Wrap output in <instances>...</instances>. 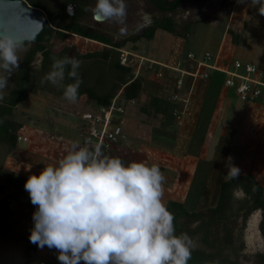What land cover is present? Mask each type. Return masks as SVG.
Instances as JSON below:
<instances>
[{
	"label": "rangeland",
	"instance_id": "rangeland-1",
	"mask_svg": "<svg viewBox=\"0 0 264 264\" xmlns=\"http://www.w3.org/2000/svg\"><path fill=\"white\" fill-rule=\"evenodd\" d=\"M47 1L60 4L63 0ZM126 2L127 31L123 35L119 32V26L112 22L94 21L91 11L94 2L89 5L81 23L93 30L101 31L116 42L138 35L145 28L138 27L141 4L139 0ZM236 2L187 0L175 12L167 14L175 20L176 31L181 35L159 30L154 41L142 38L136 43L128 42L123 48L127 56L131 53L128 64L135 69L133 78L137 74L143 77L142 87L145 84L148 90L141 92L139 99L133 103L123 104L125 114L119 119L120 124L122 123L123 136L119 143L123 139L126 144L119 150H117L119 143L110 145L107 147L109 151L105 154L120 157L126 164L135 161L149 166L157 165L165 178L163 203L166 204L172 198V193L173 197L175 194H180V197L186 194L185 200H191L192 204L183 205L187 206L185 208L191 213L205 212L217 205L220 185L225 181L229 165L239 167L240 175H252L264 190V108L242 103L232 90L221 87L223 74L218 73L210 76L208 81L211 84L207 93L196 85L192 90L194 85L184 82L183 93L172 101L170 96L176 92L172 91L175 89L176 79H173V75L165 68L152 65L146 60L176 66L188 53L203 55L208 52L213 57L218 55L224 61L223 65L235 60L257 63L258 56L254 55L252 46L259 48L261 41H258V30L250 27L249 23L252 20L254 22L263 20L264 15L254 9L259 6L258 3L255 4V0L252 1L253 9L248 13L245 12L244 0V3H239L241 11H238ZM142 7L144 12L150 14L152 23L154 18H160L162 15L147 0H143ZM234 9L235 15L228 26L227 20ZM219 17L222 18L218 20ZM188 24L190 31L185 32L184 26ZM79 37L72 33L66 34L63 38L53 36L47 47L56 58L73 55L72 50L68 55L64 48H73L75 53L80 54L98 52L95 59L103 58L105 49L102 45ZM30 48L31 43L27 50L21 53V61ZM257 52L259 53V50ZM118 53L119 58L124 54ZM251 58L252 60H249ZM91 61L82 60L81 67L85 68ZM52 62L51 59V65ZM140 64L141 69L137 71ZM41 65L42 56L37 54L30 65L35 85L29 98L19 103L11 116L13 121L21 124L17 144L10 149L6 143H0V198L4 194L28 195L24 189L28 176L38 175L44 166L57 164L73 145H78L83 125L80 115L90 108H97L85 95L78 97L75 103H69L63 98L62 88L49 82L41 83L45 76L41 71ZM149 67L152 69L149 70ZM258 68L264 69V61ZM17 70L8 77L9 87L5 94L14 86ZM158 71L162 75L156 78L154 74ZM131 77L128 76L127 80ZM159 98H162L161 102L157 103L155 99ZM223 101L229 109L222 108ZM202 102L205 105H201ZM173 104L176 106V114ZM165 106L167 111H163ZM234 109L235 112L231 113ZM128 112L134 113L135 116L132 114V117H129ZM156 151L162 154H156ZM200 155L205 158L202 159ZM200 168L203 171L200 174L202 177H199ZM196 169L198 170L195 173ZM169 193V197L165 195ZM231 201L232 212L239 206V199L232 197ZM228 218L224 224L222 222L221 225L216 223L212 226L209 240L211 242L214 240L217 248L219 242L224 244L221 254L239 264H264L258 257L259 255L264 257L262 210H255L246 221L242 214L229 215ZM179 221L184 229L190 231H196L202 224L201 220L188 222L186 218H180ZM30 227V208L25 203L14 202L5 220L4 232L0 235V264H26L24 256ZM221 229L224 235H221ZM228 229L230 237L226 234ZM202 234L198 230L194 235L193 248L206 252L217 251V248L212 249L202 243L204 237ZM49 250L57 251L47 246L42 248L38 246V253L32 254L30 264H38L40 259L45 260L47 264H59L57 255L48 254ZM42 252L46 253L41 254Z\"/></svg>",
	"mask_w": 264,
	"mask_h": 264
},
{
	"label": "clouds",
	"instance_id": "clouds-1",
	"mask_svg": "<svg viewBox=\"0 0 264 264\" xmlns=\"http://www.w3.org/2000/svg\"><path fill=\"white\" fill-rule=\"evenodd\" d=\"M139 3L138 27H148L151 16L143 11V0ZM256 3L264 15V0ZM91 11L126 33V0H95ZM30 43V34L14 18L0 17V99ZM52 61L41 83L62 88L63 98L75 103L83 82L81 61L70 56ZM66 75L72 83H64ZM240 174L239 167L229 165L225 180ZM164 179L157 165L126 164L106 155L99 143L73 145L57 164L44 166L24 183L35 206L29 240L56 249L60 264H188L194 241L175 233L174 216L162 200ZM232 195L241 199L246 193L237 185Z\"/></svg>",
	"mask_w": 264,
	"mask_h": 264
},
{
	"label": "trees",
	"instance_id": "trees-1",
	"mask_svg": "<svg viewBox=\"0 0 264 264\" xmlns=\"http://www.w3.org/2000/svg\"><path fill=\"white\" fill-rule=\"evenodd\" d=\"M31 7L40 8L43 10L47 17L49 25L39 35V41L31 44V48L21 61L16 77L14 86L0 99V143H6L10 149L17 144L18 131L21 124L11 119L15 107L29 98L32 88L35 83L33 80V71L31 69V63L35 56L40 54L42 56L41 71L44 74L50 71L51 59L53 58L52 52L47 47L49 40L53 36L65 37L66 34L72 33L79 35V38L95 41L102 44L103 58L96 60L95 57L98 52L80 54L75 53L74 49L64 48V52L70 55L72 50L75 57L82 60H92L85 68L80 67V77L82 84L79 88L78 97L85 95L88 100L94 102L96 106L107 107L110 105L112 99L121 91V99L124 100H138L142 92L143 77L139 75L133 78L135 69L133 66H122L119 62L118 50H123L128 42L136 43L140 39L144 38L148 41L154 39L156 30L160 29L170 34L181 35L176 31L177 23L175 20L168 16V13H173L184 4L187 0H147L151 3L162 15L160 18H154L153 23L145 27L144 30L132 37H127L122 41L116 42L112 38L106 36L101 31H96L89 28L87 25L81 23V19L87 14L89 5L95 0H63L60 4H54L47 0H26ZM70 4H76L78 11L76 15L71 16L67 13L66 8ZM184 31H190V25L184 26ZM133 49H135L133 47ZM94 59V60H93ZM128 76H132L127 80ZM72 79L66 75L65 84L72 83ZM162 98L155 99L158 103ZM167 106L163 108V111H167ZM175 104L173 108L175 109ZM166 108V109H165ZM237 185L243 187L246 193L244 199L239 202V206L236 210L231 212V198L232 189ZM264 190L259 182L252 175H240L238 179L231 181H223L220 185L219 196L217 205L214 208H209L205 212H188L182 204L177 202L168 201L165 206L169 212L174 216L175 233L177 235L186 233L194 240V235L200 230L204 235L202 243L205 246L212 249L217 248L214 240H209V235L212 230V226L216 223L221 225L225 220H228V216H238L240 211L245 208L246 203L250 201L252 204L246 212L243 214L244 221L247 220L249 214L255 210H262L264 218ZM16 201L25 203L30 208L31 227L32 213L35 211V206L31 204L29 195L21 194H4L0 198V235L4 232L5 220L9 216L10 207ZM180 218H186V221L192 222L194 220H201L202 224L196 231H190L184 229L183 224L179 221ZM264 230V222L261 226ZM226 228L224 227V230ZM29 230V235H30ZM226 234L230 237V230H226ZM223 242V241H221ZM224 244L218 243L217 251L206 252L201 249L193 248L191 250V257L188 260V264H239L235 260L229 259V257L221 254ZM38 245L30 242L28 236V246L25 249L26 264L31 263L32 254L37 253ZM260 261L264 262V257L258 256ZM41 260V259H40ZM38 261V260H37Z\"/></svg>",
	"mask_w": 264,
	"mask_h": 264
},
{
	"label": "built area",
	"instance_id": "built-area-1",
	"mask_svg": "<svg viewBox=\"0 0 264 264\" xmlns=\"http://www.w3.org/2000/svg\"><path fill=\"white\" fill-rule=\"evenodd\" d=\"M119 51L124 53L120 55V64L129 66L128 57H130L131 53L127 56L123 50ZM146 61L152 65L165 68L166 71L168 70L173 75V79H176L175 89L172 90L176 92L170 96L172 101L183 93L184 82H190V84L195 85L198 82L208 81L213 73H218L223 74L221 83L223 88L232 90L242 103L255 104L264 108V70L252 63H243L235 60L232 63L226 62L228 65H223L218 55L213 57L208 52L203 55L188 53L185 59L178 62L176 66L165 65L154 60ZM141 66L142 64L139 65L137 71L141 69ZM152 67H149V70ZM161 75L160 71L154 74L156 78L161 77ZM134 101L121 99V92H118L109 106H97V108H90L83 112L80 115L83 125L79 134L81 141L78 145L84 146L86 143L90 145L99 143L103 147V152L106 153V151H109L107 147L118 144L123 136L122 123L120 124L119 121L125 114L123 104L133 103ZM176 112L177 110L174 109V114ZM44 253L46 252L41 254ZM52 253L58 254L57 251H48V254L51 255ZM38 264H47V262L42 259Z\"/></svg>",
	"mask_w": 264,
	"mask_h": 264
},
{
	"label": "water",
	"instance_id": "water-1",
	"mask_svg": "<svg viewBox=\"0 0 264 264\" xmlns=\"http://www.w3.org/2000/svg\"><path fill=\"white\" fill-rule=\"evenodd\" d=\"M66 11L69 15L74 16L78 11L76 4H70ZM10 16L18 22L19 26L30 34L31 44L39 41V35L46 28L48 17L40 8L31 7L26 0H0V17ZM96 22H103L94 18Z\"/></svg>",
	"mask_w": 264,
	"mask_h": 264
},
{
	"label": "crops",
	"instance_id": "crops-1",
	"mask_svg": "<svg viewBox=\"0 0 264 264\" xmlns=\"http://www.w3.org/2000/svg\"><path fill=\"white\" fill-rule=\"evenodd\" d=\"M237 1V2H236ZM250 1V2H249ZM253 0H244V2H243V0H235V2H236V7L238 6V11H241V6L239 5V3H244L245 4V6H246V11L245 12H249V11H251L252 9H253V7L254 6H252L253 5V2H252ZM235 4V3H234ZM259 4V3H258ZM250 5V6H249ZM248 6H249V9H248ZM243 7V6H242ZM258 8V9H257ZM257 8H255L254 7V9H256V11H258L259 12V8H260V4H259V6H257ZM233 11V14L232 15H230V17L228 18V26H229V24H231V22H232V19H233V17H234V15H235V9L234 10H232ZM244 12V13H245ZM245 16V15H244ZM252 16H254V14H252ZM222 17H219L218 18V20L219 19H221ZM264 20V19H263ZM263 20H260V21H255L254 22V20H252V22L251 23H249V25H250V27H254L255 29H257L258 31V33H257V36H258V41H261L260 42V47L259 48H257V47H253L252 46V48H253V51H254V55L255 56H258L257 58H258V62L257 63H254V62H249L248 61V63H252V64H254V65H257V67H258V65H260L261 63L263 64V61H264V22H263ZM160 29H158V30H156V32H155V36H156V34H157V32L159 31ZM155 36H154V39H155ZM246 38H247V35H246ZM263 38V39H262ZM81 39H83L82 37H81ZM154 39H153V41H154ZM85 40V39H84ZM87 40V39H86ZM152 41V40H151ZM91 42V41H90ZM262 44H263V46H262ZM250 47H251V45H250ZM257 50H259V53L257 52ZM256 52H257V54L258 55H256ZM196 54V53H195ZM250 57H252L251 55H250ZM226 58V57H225ZM219 59H220V57H219ZM249 60H252V58L251 59H249ZM220 61L222 62V63H224V61L223 60H221L220 59ZM227 61V60H226ZM225 61V62H226ZM233 61V60H232ZM228 63H231V61H228ZM264 70V69H263ZM144 81H146V80H144ZM149 81V80H148ZM211 83H210V81H205V82H198V83H196L195 85L196 86H199L200 87V90H202L203 91V89L205 90V92L207 93L208 92V90H209V88H208V86L210 85ZM148 85V84H147ZM193 86L192 87V90H194L195 89V87L196 86ZM147 86L144 84V86L142 87V92H145V91H147L148 89L146 88ZM221 87H223L222 85H221ZM145 90V91H144ZM191 90V91H192ZM222 90H224L223 88H222ZM224 91H226V90H224ZM227 92H229V91H227ZM156 97H157V95H155ZM159 97V96H158ZM218 100V99H217ZM226 101V100H225ZM92 103V102H91ZM217 103V102H216ZM205 105V103H201V105ZM226 103L223 101L222 102V108H224V107H226L227 109H229V106H227V105H225ZM85 105V104H84ZM92 105H94V103H92ZM261 108V107H260ZM216 109H218V108H216ZM238 110V109H237ZM235 112V109L234 110H231V113H234ZM231 113H228L229 115H231ZM134 116H135V114L134 113H132ZM132 114L131 113H129L128 112V115H129V117H132ZM163 114V113H162ZM227 114V115H228ZM257 117V116H256ZM164 119V118H163ZM211 119H212V117H210V121H211ZM257 118H255V120H256ZM213 123H215V122H213ZM219 135H222V134H219ZM125 142V141H124ZM123 142V139L121 140V142L118 144V147H117V150H119L120 148L121 149H123L124 148V145L126 144V143H124ZM156 154H162L160 151H156ZM199 157H201L202 159H204L205 157L204 156H202V155H200ZM152 162V161H151ZM165 162V161H164ZM203 162V161H202ZM152 163H154V162H152ZM205 166V165H204ZM197 170L198 169H196L195 170V173L197 172ZM199 177H202L200 174L201 173H203V171H201V168L199 169ZM173 194V193H172ZM172 194H171V199L169 200V201H173V202H177V203H179V204H192V201L191 200H185V195L186 194H184L183 195V197H180L179 195L180 194H175L174 195V197L172 196ZM165 195H167L168 197L170 196V193L169 194H165ZM188 199V198H187ZM183 205V206H184ZM184 207H187V206H184ZM186 209V208H185ZM187 210V209H186ZM188 211V210H187Z\"/></svg>",
	"mask_w": 264,
	"mask_h": 264
},
{
	"label": "flooded vegetation",
	"instance_id": "flooded-vegetation-1",
	"mask_svg": "<svg viewBox=\"0 0 264 264\" xmlns=\"http://www.w3.org/2000/svg\"><path fill=\"white\" fill-rule=\"evenodd\" d=\"M243 199H244V198L239 199V202H241ZM239 204H240V203H239ZM251 204H252L251 201H250L248 204L246 203L245 208H244L243 210H241L239 214H242V215H243V214L246 212V210L248 209V207H250ZM253 212H254V211H253ZM253 212H252V213H253ZM252 213H250L249 216H250ZM223 229H224V228H223ZM223 229H221V235H224V233H223V231H222Z\"/></svg>",
	"mask_w": 264,
	"mask_h": 264
},
{
	"label": "bare ground",
	"instance_id": "bare-ground-1",
	"mask_svg": "<svg viewBox=\"0 0 264 264\" xmlns=\"http://www.w3.org/2000/svg\"><path fill=\"white\" fill-rule=\"evenodd\" d=\"M86 40V39H85ZM87 41H90V40H87ZM92 42H94V41H92ZM94 43H96V42H94ZM100 45H102V44H100ZM103 46V45H102Z\"/></svg>",
	"mask_w": 264,
	"mask_h": 264
}]
</instances>
